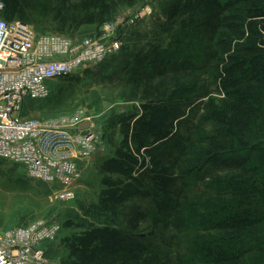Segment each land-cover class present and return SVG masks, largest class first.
Instances as JSON below:
<instances>
[{"label":"rangeland","instance_id":"1","mask_svg":"<svg viewBox=\"0 0 264 264\" xmlns=\"http://www.w3.org/2000/svg\"><path fill=\"white\" fill-rule=\"evenodd\" d=\"M182 2H7L6 11L8 14L12 11L13 16L10 21H23L36 34H61L78 41L98 38L105 24L115 23L116 36L121 39L122 46L98 65L55 80L48 98L29 103L23 109V118L43 122L76 115L90 118L94 130L101 136L102 147L83 161L81 177L74 186V198L70 200L56 198L57 187L26 177L21 165L0 158V230L37 220L58 222L61 232L55 241L59 245V257L50 258L60 264H74L73 256L67 257L69 249L65 239L85 229L105 226L123 229L130 238L127 241L141 247L144 253L139 264L206 263L204 248L216 235L209 225L230 212L223 210L227 199L223 202L220 197L210 196L198 176L185 175L173 187L176 193L183 189L178 200L182 206L178 210L174 203L176 198L172 196L170 200L154 190L148 177L151 159L160 158L170 164L177 159L174 148L177 143L194 148L186 138L209 133L211 111L225 100L218 88L217 70L222 63L212 56L214 42L210 43L195 30L194 18L186 15L171 20L164 14L168 6ZM83 3L95 7L85 11ZM85 13L92 14L96 21L81 24ZM139 56H146L150 61L157 58L164 63L190 60L195 63L196 70H168L146 83L139 74L147 67L140 69L135 65V58ZM242 90L258 105L252 119L264 129V91L248 85H243ZM163 114L178 118L171 132L165 123L163 126L157 124ZM145 123H149L148 128ZM156 131L158 133L152 136ZM133 135L137 141L144 140L148 153L144 148L136 151ZM262 143L260 157L264 158V140ZM252 145L245 144L241 153H249ZM118 151L122 152L127 173L105 172L106 163L119 159ZM172 165L175 169L174 162ZM105 180L116 186L105 185ZM116 189L126 190L122 199L116 204H102L106 202V193ZM161 207H166V211ZM211 207L215 213L209 212ZM153 217L158 218L157 223H153ZM259 244H264V234L243 238L235 242L234 248L249 250Z\"/></svg>","mask_w":264,"mask_h":264},{"label":"trees","instance_id":"2","mask_svg":"<svg viewBox=\"0 0 264 264\" xmlns=\"http://www.w3.org/2000/svg\"><path fill=\"white\" fill-rule=\"evenodd\" d=\"M3 2L2 16L10 20L12 11L9 14L6 11L9 0ZM94 7L86 3L82 5L85 11ZM164 14L171 20L186 15L194 18L195 30L210 43L214 42L212 56L222 63L217 70L218 88L225 100L219 108L213 107L211 111L209 133L194 139L186 138L194 148L175 145V169L173 162L169 164L160 158L151 159L150 184L168 199L175 197V208L179 210L182 203L178 200L183 189L176 193L173 187L180 177L198 176L210 196L220 197L223 202L227 199L223 210H230L221 219L210 222V231L216 235L204 248L205 264H264V244L249 250L234 248L235 242L243 238L264 234V175H261L264 173V158L260 157L264 129L252 119L257 114L258 105L250 101L242 90L243 85H248L264 91V0H183L181 4L168 6ZM84 16L81 24L96 21L92 14L85 13ZM135 59L136 67H147L139 74L146 83L168 70H196L195 63L190 60L164 63L157 58L150 61L146 56ZM177 119L163 114L157 124L163 126L165 123L166 129L171 132ZM144 125L149 127V123ZM156 133L158 131L152 136ZM133 142L136 151L144 148L148 153L144 140L137 141L136 135H133ZM247 143L253 144L251 150L241 153ZM118 154L119 159L105 164V172L124 174L128 170L122 163V152L118 151ZM182 159L184 161L181 162ZM175 171L179 173L175 175ZM103 183L116 186L108 180ZM125 192V189L108 191L106 202L102 204H116ZM166 207L161 208L166 211ZM209 212L215 213L213 207ZM151 220L157 223L158 218ZM129 239L123 229H109L107 226L85 229L83 233L65 239L69 249L67 257L73 256L74 264H139L144 251L129 243Z\"/></svg>","mask_w":264,"mask_h":264},{"label":"built area","instance_id":"3","mask_svg":"<svg viewBox=\"0 0 264 264\" xmlns=\"http://www.w3.org/2000/svg\"><path fill=\"white\" fill-rule=\"evenodd\" d=\"M4 8L0 0V158L21 165L26 177L57 187L56 198L73 199L83 161L102 147L100 134L87 117L43 122L21 113L27 104L48 98L55 80L117 53L122 46L117 26L105 24L100 37L75 41L36 34L23 21L5 19ZM85 121L89 126L80 129ZM60 232L58 222L45 220L0 230V264H60L44 248Z\"/></svg>","mask_w":264,"mask_h":264},{"label":"crops","instance_id":"4","mask_svg":"<svg viewBox=\"0 0 264 264\" xmlns=\"http://www.w3.org/2000/svg\"><path fill=\"white\" fill-rule=\"evenodd\" d=\"M44 248L47 252V255L49 257H53V258H58V251H59V245L56 243V241L52 242V243H47L44 245Z\"/></svg>","mask_w":264,"mask_h":264},{"label":"water","instance_id":"5","mask_svg":"<svg viewBox=\"0 0 264 264\" xmlns=\"http://www.w3.org/2000/svg\"><path fill=\"white\" fill-rule=\"evenodd\" d=\"M89 126V123L87 121L83 122L81 125H80V129H84V128H87Z\"/></svg>","mask_w":264,"mask_h":264}]
</instances>
